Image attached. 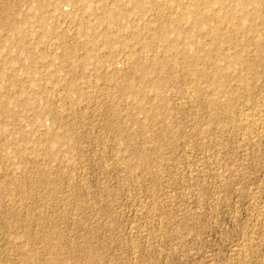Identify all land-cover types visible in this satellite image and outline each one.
<instances>
[{"label":"rangeland","instance_id":"rangeland-1","mask_svg":"<svg viewBox=\"0 0 264 264\" xmlns=\"http://www.w3.org/2000/svg\"><path fill=\"white\" fill-rule=\"evenodd\" d=\"M0 264H264V0H0Z\"/></svg>","mask_w":264,"mask_h":264},{"label":"bare ground","instance_id":"bare-ground-1","mask_svg":"<svg viewBox=\"0 0 264 264\" xmlns=\"http://www.w3.org/2000/svg\"><path fill=\"white\" fill-rule=\"evenodd\" d=\"M40 3H41V2H40ZM40 3H39V4H40ZM39 6H40V5H39ZM139 7H140V6H139ZM39 8H40V7H39ZM40 9H41V8H40ZM39 11H40V10H39ZM199 11H200V10H199ZM203 14H204V13H203ZM234 14H235V13H234ZM12 15H13V14H12ZM113 17H115V18H116V17H117V15L113 14ZM180 19H181V18L179 17L178 21H180ZM218 26H219V25H218ZM18 33H19V32H18ZM110 33H111V32H110ZM17 35H18V34H17ZM106 36H107V35H106ZM5 107H6V106H5Z\"/></svg>","mask_w":264,"mask_h":264}]
</instances>
